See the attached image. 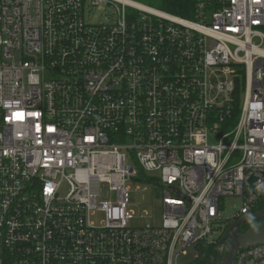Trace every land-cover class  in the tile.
<instances>
[{
  "label": "built area",
  "instance_id": "built-area-1",
  "mask_svg": "<svg viewBox=\"0 0 264 264\" xmlns=\"http://www.w3.org/2000/svg\"><path fill=\"white\" fill-rule=\"evenodd\" d=\"M143 1L0 0V264H198L264 212V0ZM138 171L158 226H130Z\"/></svg>",
  "mask_w": 264,
  "mask_h": 264
},
{
  "label": "rangeland",
  "instance_id": "rangeland-1",
  "mask_svg": "<svg viewBox=\"0 0 264 264\" xmlns=\"http://www.w3.org/2000/svg\"><path fill=\"white\" fill-rule=\"evenodd\" d=\"M141 3H145L143 0H135ZM147 4V3H145ZM151 7L158 8L154 5ZM159 9V8H158ZM101 12L97 10L94 16L91 18V21L95 22L98 19V16ZM147 178L152 179L154 182L144 183L140 180L139 175L134 179H130L125 183V187L127 189V206L128 211L131 215L130 226L132 228H142L145 226H158L161 223L162 216V207H161V196L162 190L159 187L156 178H158L157 174H148L143 173ZM107 194H105L106 196ZM111 201L115 202L116 197L115 194L112 193L110 195ZM228 200L226 199L225 205L227 207ZM238 203L232 201L231 207H238ZM234 211V210H233ZM228 210L226 209V214ZM103 219V214L100 212H95L91 214V221L96 225H99V222ZM259 220L248 222L244 225L240 226L241 232H244L247 229L252 227H256L259 225ZM218 235H212L213 239H217ZM191 261V254L188 253L187 256L180 257L178 259L179 264H186Z\"/></svg>",
  "mask_w": 264,
  "mask_h": 264
},
{
  "label": "water",
  "instance_id": "water-1",
  "mask_svg": "<svg viewBox=\"0 0 264 264\" xmlns=\"http://www.w3.org/2000/svg\"><path fill=\"white\" fill-rule=\"evenodd\" d=\"M254 179H250L252 182ZM264 219V212L244 216L231 223L218 241V256L215 264H234L235 255L239 249H246L264 244V229L253 228L238 233V228L248 222Z\"/></svg>",
  "mask_w": 264,
  "mask_h": 264
},
{
  "label": "trees",
  "instance_id": "trees-1",
  "mask_svg": "<svg viewBox=\"0 0 264 264\" xmlns=\"http://www.w3.org/2000/svg\"><path fill=\"white\" fill-rule=\"evenodd\" d=\"M148 2V1H147ZM157 4H156V3ZM152 5L158 7L161 10L168 11L172 14L181 16V17H189L185 12V1L184 0H154L150 1ZM241 85L237 83V90H240ZM236 113L234 114V117ZM139 178L144 183L154 182L152 179L149 180L141 171H138ZM258 210L264 211V205H260ZM241 232V230H238ZM218 241L207 244L202 248L201 260L198 264H215L217 256H218Z\"/></svg>",
  "mask_w": 264,
  "mask_h": 264
}]
</instances>
